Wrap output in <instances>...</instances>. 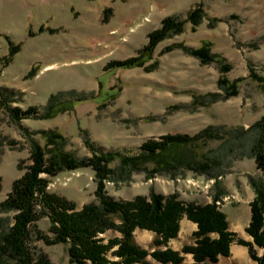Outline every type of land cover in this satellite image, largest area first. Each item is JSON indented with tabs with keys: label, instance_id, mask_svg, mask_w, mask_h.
Wrapping results in <instances>:
<instances>
[{
	"label": "rangeland",
	"instance_id": "obj_1",
	"mask_svg": "<svg viewBox=\"0 0 264 264\" xmlns=\"http://www.w3.org/2000/svg\"><path fill=\"white\" fill-rule=\"evenodd\" d=\"M199 6L204 10L201 24L193 27L188 23L183 33L162 41L145 67L107 71L112 62L138 56L165 19L186 20ZM15 7L22 10L26 24L12 29L8 12ZM42 28L44 32H40ZM6 38L20 46L8 66L4 65L9 54ZM206 41L212 43L213 53L224 56L232 66L226 74L230 82L246 79L237 96L212 103L209 96H225L219 85V66L203 64L181 48L166 52L168 47L182 44L197 49ZM155 63L156 69L148 71ZM252 70L264 77V0H0V136L5 138L0 144V204L31 164L30 139L43 144L41 131L62 133L67 152L85 160L95 153L136 156L152 139L224 127L230 133L206 149L221 158L213 173L219 175V190L225 194L217 206L226 215L230 231L238 239L252 242L246 232L250 203L255 198L250 178L264 182V172L257 169L250 151L255 132L246 134L264 118V88L249 78ZM114 87L120 89L118 97L103 101ZM195 96L208 100L200 103ZM52 98L55 102H81L74 111L42 119ZM30 108L38 109L37 117L16 120L10 115V110ZM119 166V161L112 163L113 169ZM48 189L80 210L96 200L95 172L91 167L62 172L50 179ZM106 192L117 201L155 192L178 194L186 203L205 205L213 202L218 188L215 179L193 171L154 175L142 171L131 177L116 175L107 182ZM13 217V212L0 208V236L12 226ZM39 226L49 234V219H42ZM194 232L179 233L171 241V249L181 252L192 245ZM154 239L152 232H135L137 244L149 252L155 250ZM35 247L52 264H71L65 245L38 241ZM235 247L245 248L246 254H234ZM230 252V257H220L217 264H258L246 246L233 243ZM256 252L263 255L260 248ZM185 259V264L195 262L191 254ZM148 260L161 264L151 257Z\"/></svg>",
	"mask_w": 264,
	"mask_h": 264
},
{
	"label": "trees",
	"instance_id": "obj_2",
	"mask_svg": "<svg viewBox=\"0 0 264 264\" xmlns=\"http://www.w3.org/2000/svg\"><path fill=\"white\" fill-rule=\"evenodd\" d=\"M203 18L204 10L199 6L189 13L186 20L173 17L165 19L162 27L150 34L148 44L138 56L112 62L107 66V71L145 67L153 59L155 49L162 41L183 33L188 23L193 27L199 26ZM44 30L42 28L40 32ZM6 39L9 54L5 57L4 65L8 66L19 53L20 46ZM177 48L199 58L203 64L216 63L219 66L222 76L219 85L225 91V96H209L214 99L212 103L239 94V86L246 79L230 82L226 78L232 66L224 56L213 53L212 43L206 41L197 49L183 44L173 45L166 52ZM156 67L155 63L148 66L147 70L154 71ZM249 78L264 88V77L252 70ZM100 86L103 94L104 86ZM119 91L118 88H111L103 101L116 99ZM197 100L204 103L208 98L195 96ZM80 102H55L52 98L40 117L54 119L62 113L76 110ZM2 106L3 101L0 103ZM10 115L16 120L20 117H37L38 109L30 108L25 112L13 109ZM253 132L255 136L250 151L256 159L257 169L264 172V118L247 130L246 134ZM229 133L224 127L210 126L195 135H166L159 140H149L140 147L136 156L95 153L91 159L79 160L67 152V140L62 133L57 130L41 131L39 134L43 144L30 139L31 164L24 176L13 184L8 198L0 204L1 210L14 213L12 226L0 236V264H52L43 254L36 252L35 243L38 241L47 245L67 246L71 264H152L149 257L161 264H185L183 254L193 255L194 264H217L220 257H230L233 243L246 246L250 258L258 264H264V182L250 178L255 198L250 203L251 221L246 232L252 242L238 239L237 234L230 231L226 215L217 206L225 194L224 190H219V175L213 173L215 167L220 165L221 158L217 154L213 156L206 149L212 142L223 140ZM3 139L0 136V144ZM115 161L120 163L117 169L112 168ZM86 167H91L95 172L97 190L94 202L79 210L74 202L49 191L51 178L65 171ZM182 170L206 174L215 179L218 194L213 197L212 203H186L178 194L164 196L155 192L149 197L117 201L106 192L107 182L114 181L118 174L126 173L131 177L134 172L149 171L154 175L160 172L175 174ZM44 218L50 222L49 234L39 226ZM185 218L197 224L198 229L193 234V244L176 252L169 244L178 238L181 222ZM137 230L155 234V250L149 252L137 244ZM108 233L115 236L107 238ZM213 235L218 237L213 238ZM256 248L263 250L262 256L257 255Z\"/></svg>",
	"mask_w": 264,
	"mask_h": 264
},
{
	"label": "crops",
	"instance_id": "obj_3",
	"mask_svg": "<svg viewBox=\"0 0 264 264\" xmlns=\"http://www.w3.org/2000/svg\"><path fill=\"white\" fill-rule=\"evenodd\" d=\"M8 14L11 15V17H10L11 19H9V22H8V26H11L10 28H12V29L14 28L15 29V27L17 28V26L18 27L21 26V25L24 26L26 24L25 22H22V15L23 14H22V10L21 9L15 7V9L9 11ZM196 230H197V225L196 224H194L191 221H188L187 219L186 220H182L180 234L183 231H186V232H189V233L192 234ZM170 244H171V242H170ZM170 244H169V246H170ZM234 249H236L235 250L236 252L234 251ZM234 249H233V252L236 255L244 256L246 254V249L245 248L235 247ZM176 250L180 251V248H177ZM183 256L185 257L184 254H183Z\"/></svg>",
	"mask_w": 264,
	"mask_h": 264
},
{
	"label": "bare ground",
	"instance_id": "obj_4",
	"mask_svg": "<svg viewBox=\"0 0 264 264\" xmlns=\"http://www.w3.org/2000/svg\"><path fill=\"white\" fill-rule=\"evenodd\" d=\"M236 249H234V251H235ZM236 252V251H235Z\"/></svg>",
	"mask_w": 264,
	"mask_h": 264
}]
</instances>
